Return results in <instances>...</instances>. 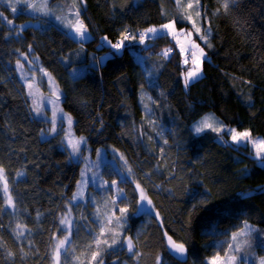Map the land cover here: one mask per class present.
<instances>
[{"label":"trees","instance_id":"16d2710c","mask_svg":"<svg viewBox=\"0 0 264 264\" xmlns=\"http://www.w3.org/2000/svg\"><path fill=\"white\" fill-rule=\"evenodd\" d=\"M84 1L87 43L32 17L22 0H0V264H52L53 238L65 235L69 211L73 239L61 264H210L226 250L219 243L231 241L224 233L245 223L251 254L264 257V167L251 147L231 145L230 134L192 129L213 114L264 139V0H229L227 11L224 0H197L198 27L175 0ZM182 1L186 9L189 0ZM34 20L37 26L27 25ZM173 20L193 29L208 58L203 77L187 88L179 43L168 35L138 38ZM128 33L135 39L121 52L102 44ZM109 52L124 73L114 81L116 101L103 108L99 59ZM25 59L55 77L75 134L92 154L110 156L104 175L117 182L118 197L110 187L74 202L76 190L64 180L74 164L61 136L43 138L47 123L34 118L22 81L30 73ZM141 190L155 213H141ZM165 234L188 249L185 263L170 255Z\"/></svg>","mask_w":264,"mask_h":264},{"label":"rangeland","instance_id":"374dc122","mask_svg":"<svg viewBox=\"0 0 264 264\" xmlns=\"http://www.w3.org/2000/svg\"><path fill=\"white\" fill-rule=\"evenodd\" d=\"M175 1L177 4V10L180 11V13L185 14L189 23H191L193 26H196L198 20L194 16L196 15V12H198V10L201 15L200 5H197L199 4V0H189V3H191L194 8L193 13L189 11L191 8L186 7L185 9V5L182 0H179V3H177V0ZM22 5L28 7L27 11L32 17L37 19H48L52 21L56 26L63 29L75 41L79 43H87L91 41L92 37L88 29L87 38L81 40L76 35L74 29L69 27L70 24H76L77 19H79V21H82L85 25L82 19V13L85 7L84 0H22ZM32 5H35V7H32ZM186 10L189 16L186 14ZM196 17H198V15ZM38 22L39 21L36 20L30 21L27 25L37 26ZM165 24H172V30L169 31L167 29H163L162 26ZM165 24L161 25L160 27H152L158 30L156 34L147 33L146 31L147 38L149 39V37L168 35L173 38L177 43H179L180 49H183V55L186 54L187 57V55L192 54V62L190 63V65H188L187 63V70L183 76V84L184 87L187 88L188 86L203 77V65L204 62L208 59L207 54L204 52L203 48L198 43V40L195 38L194 31H191L193 30L192 28L189 29V31H187V29H179L176 20L170 21ZM198 26L199 25H197V27ZM197 27H195L196 33H200L199 31H197ZM147 38L143 39V43L148 40ZM102 44L103 46L112 48L108 43V40L103 39ZM201 49L203 50V55H201ZM114 50L117 51L116 49ZM118 52H121V49ZM193 53H195V57L199 63L200 75L197 78L193 79L191 82H189L187 86H185L184 80L187 71L196 67V65L193 63ZM25 61L27 63V69L30 73H24V75L22 76V81L26 84L28 97L31 103V111L34 118L47 123V130L43 135V138L49 139L61 136L63 139L62 147L64 150L68 151V153L70 154L71 161L74 164V166L64 176V180L68 185L69 192H73L76 190L74 202L80 203L95 199L97 197L95 191L103 193L104 190H107L110 187L113 188L116 196L118 197L119 191L117 182H111L104 175V169L106 165L111 162L110 156L108 154L103 153L102 151L96 156L92 154V152L87 146V139L85 137H80L75 134V119L63 108L64 94L60 86L58 85V82L56 81L55 77L47 70H45L42 66H37L34 63L32 64L26 59ZM99 64V72L104 85L103 108H106L116 101L118 91L114 85V81L124 73V67L122 61L116 59V57L113 56L110 52L100 57ZM184 65H186V63ZM84 71L85 69H83L82 72ZM76 76L79 75L76 74ZM206 117L210 118L209 122L213 123L214 127H222L223 131H213L210 128H204L203 131L197 132L195 129L201 125L202 121ZM204 118L193 124L192 129L196 135H201L207 131H213L219 134H224L226 132L230 135H232V133L229 130H235L236 132H240L235 128L234 125L229 127H226L227 125L223 126L224 124H222L219 119L213 114H208ZM81 139H83V142L78 144L79 151L74 152L73 144H77V142L81 141ZM252 140L258 142L264 139L261 137L254 138L251 135L250 141H242L241 143L237 144L230 138V144L235 146L251 147L250 149L253 151L255 157L259 159L261 164V159L258 158L256 155L258 148L251 142ZM261 155L264 156V152H262ZM113 157L119 158V160L124 163V158L120 153L113 151ZM113 166L115 167V169H118V166L116 164L113 163ZM0 174H2L1 170ZM78 177L79 180L77 181ZM143 195L147 199L141 201V213H155L152 203L149 204L148 197L145 194ZM62 220L66 221L63 224L61 223L65 235L62 238L58 236H54L53 238L52 264H57L56 248L58 242L60 240H63L65 236H68L67 244L62 249H60V255L58 259L59 264H61L62 255L70 247V244L73 239L72 230L74 226V217L72 212L69 211L62 218ZM67 221L71 222L70 225L67 223ZM244 225L245 224H242L230 231L225 232L224 234L233 235V233L239 232L241 229H243ZM251 234L252 230L247 236L238 237V241L241 244L240 251H235L234 247L230 248V246H233L234 244L232 238L231 241L229 238H227L226 240H223L221 243H219V248L227 246L224 254L217 256L220 258V264H228V258L232 255H235L237 257L235 264H260V260L264 257H255L251 254L252 240H249ZM244 240L248 241L247 244L243 243ZM215 258L216 257L210 260V264H212V261Z\"/></svg>","mask_w":264,"mask_h":264},{"label":"snow or ice","instance_id":"6c2138e0","mask_svg":"<svg viewBox=\"0 0 264 264\" xmlns=\"http://www.w3.org/2000/svg\"><path fill=\"white\" fill-rule=\"evenodd\" d=\"M234 2V0H233ZM177 3H179V0H177ZM223 8L225 11L228 10L229 8V0H224L223 2ZM32 7H35V5H32ZM188 8H192L193 5L191 3H189L187 5ZM12 12H16V7L15 6H12ZM197 15H199V13L197 12ZM78 16V14H77ZM190 19V17H189ZM9 23H11V21H9ZM69 27L73 28L76 35L81 39H86L87 38V28L86 26L83 24L82 21H79V19H77V23L76 24H70ZM163 29H167L169 31L172 30L173 28V25L172 24H165L162 26ZM197 31H199V29H197ZM158 32L157 29L155 28H149L147 29V33H153V34H156ZM146 33V34H147ZM135 39L134 36H131L130 34H124L122 36V39L116 43V44H112L110 41H108V43L110 44V46L113 48V49H116L117 52L124 46V41L125 40H128V39ZM202 39H204L206 41V37H201ZM105 40H107V37L104 38ZM141 42H143V36L141 37ZM198 47V46H197ZM181 51H183V49H181ZM201 55H203V50L201 49ZM185 63L187 64L188 61L185 60ZM193 63L196 65V67H194L193 69L187 71L186 73V76H185V80H184V83H185V86L188 85L189 82H191L193 79L197 78L199 75H200V67H199V63L195 57V53H193ZM210 118L206 117L204 118V120L202 121L201 125L198 126L195 130L197 132H201L204 130V128H210L212 129L213 131H223V128L220 127V128H217V127H214V124L209 122ZM231 131L232 135H231V139L239 144L241 143L242 141L244 142H247V141H250L251 140V133L248 132V131H245V132H236L235 130H229ZM83 142V139H81V141H78L77 144H73V151L74 152H78L79 151V148H78V144L79 143H82ZM166 142V141H165ZM254 145H256V147L258 148V151L256 153L257 157L261 159V167H264V156L261 155L262 152H264V140H260V141H254L252 140L251 141ZM137 187H139V185H137ZM4 191L7 192V185L5 183V187H4ZM147 198L143 195V191L141 190V196H140V200L141 201H144L146 200ZM9 204L12 203L11 201V198H9ZM149 204H151V201L149 200L148 201ZM127 211L126 208H121L120 209V212L121 213H125ZM66 221L65 220H62L61 223H65ZM67 223L70 225V221H67ZM109 223H111V220H109ZM251 231V226L248 225L247 223H245L244 225V228L241 229L239 232H236V233H233L232 235V240L234 242L233 246H230L231 247H234V250L235 251H240L241 250V244L240 242L238 241V237L240 236H247L249 234V232ZM169 240L171 241V237H169ZM68 242V236H65L63 240H60L57 244V248H56V256H57V264H59V255H60V249H62ZM247 240H244L243 243L244 244H247ZM127 247H128V251L129 252H132L133 251V248H134V244H133V241L132 239L129 237L128 240H127ZM172 247L177 251V252H180V253H183L185 251L184 249V246L182 244H175V242H172ZM98 254V253H97ZM96 256L93 255V259H95ZM237 260V257L235 255H232L228 258V264H235ZM212 264H220V258L219 257H216L213 261H212ZM260 264H264V258H262L260 260Z\"/></svg>","mask_w":264,"mask_h":264},{"label":"water","instance_id":"95a60500","mask_svg":"<svg viewBox=\"0 0 264 264\" xmlns=\"http://www.w3.org/2000/svg\"><path fill=\"white\" fill-rule=\"evenodd\" d=\"M169 235L165 234V240L168 248V252L170 255L176 259L180 263H185L188 260L189 257V252L188 249L184 246L185 251L183 253L177 252L173 247H172V242H175L172 238L171 241L169 240ZM175 244H178L175 242Z\"/></svg>","mask_w":264,"mask_h":264},{"label":"built area","instance_id":"2783aa9c","mask_svg":"<svg viewBox=\"0 0 264 264\" xmlns=\"http://www.w3.org/2000/svg\"><path fill=\"white\" fill-rule=\"evenodd\" d=\"M128 34H130V33H128ZM142 36H143V39H146L147 38L146 33H144V32H138V38L141 39ZM186 60L188 61V63H191L192 62V57L190 55H187Z\"/></svg>","mask_w":264,"mask_h":264},{"label":"bare ground","instance_id":"6f19581e","mask_svg":"<svg viewBox=\"0 0 264 264\" xmlns=\"http://www.w3.org/2000/svg\"><path fill=\"white\" fill-rule=\"evenodd\" d=\"M191 56V54H189ZM192 57V56H191Z\"/></svg>","mask_w":264,"mask_h":264}]
</instances>
